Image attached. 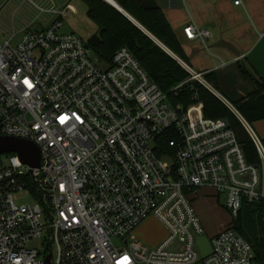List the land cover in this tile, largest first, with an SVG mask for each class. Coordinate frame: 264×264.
<instances>
[{
	"label": "built area",
	"instance_id": "1",
	"mask_svg": "<svg viewBox=\"0 0 264 264\" xmlns=\"http://www.w3.org/2000/svg\"><path fill=\"white\" fill-rule=\"evenodd\" d=\"M69 11L70 3L42 27L27 25L17 44L14 36L0 42V135L31 141L41 154L33 169L15 152L0 154V264H257L232 227L245 200L264 201V143L251 123L204 73L185 66L190 78L171 91L194 79L208 87L250 134L258 165L228 119L206 117L198 99L172 103L127 47L106 59L62 32ZM184 33L205 46L212 36L194 21ZM166 134L172 152L159 155ZM204 187L218 199L226 193L231 216L208 236L206 256L191 198ZM24 192L34 204L16 202ZM151 216L168 230L154 247L131 236Z\"/></svg>",
	"mask_w": 264,
	"mask_h": 264
},
{
	"label": "trees",
	"instance_id": "2",
	"mask_svg": "<svg viewBox=\"0 0 264 264\" xmlns=\"http://www.w3.org/2000/svg\"><path fill=\"white\" fill-rule=\"evenodd\" d=\"M115 1L174 54L189 64L184 47L164 8L157 0ZM85 2L89 19L98 27L96 34L99 41L96 44L89 42L97 55L110 59L121 47H127L172 103L188 107L198 99L204 104L206 117L228 119L247 160L253 164H260V156L250 134L235 113L218 96L197 79L190 80L177 91H171L190 78L191 74L185 66L106 0ZM235 68L240 77L252 85L251 90L237 98L229 95L223 88L219 72L204 73L203 78L222 93L247 121L253 123L264 119V79L257 78L241 60L235 63ZM169 137L172 135L160 137L157 148L159 155L172 152ZM232 227L251 243L257 264H264V201L245 200L239 214L232 221Z\"/></svg>",
	"mask_w": 264,
	"mask_h": 264
},
{
	"label": "rangeland",
	"instance_id": "3",
	"mask_svg": "<svg viewBox=\"0 0 264 264\" xmlns=\"http://www.w3.org/2000/svg\"><path fill=\"white\" fill-rule=\"evenodd\" d=\"M32 1L37 5V7L31 5L29 2L28 4L24 3L23 0H0V42H3L5 39L10 38V36H14V40L12 41V43L17 44L22 37V29L24 27L29 24H32L31 26H33V28L42 27V25L49 23V21L53 19L52 10L63 8L68 3L75 6L76 12L69 11L68 15L63 18V27L61 30L62 32L76 33L85 42H88L89 38L92 35L96 34L98 31L97 25L93 21H91L87 15V4L85 0ZM208 2L210 6V20L214 19L218 21H212V24H210V26L213 28L217 27V32L221 29V25H223L224 23L222 21L223 19H221V17L216 14V11L219 10L222 5L233 3V0H209ZM244 2L248 12L241 9L240 15L242 18V24L244 25L248 22V24L252 25L253 27L264 24V0H244ZM174 3V5L176 6H181V8L184 10L182 12L188 16V0L186 2H184L183 0H174ZM198 44H200V52L196 55V61L192 62L193 68L197 70L203 67H207L211 63H215L216 58L211 55L219 53V48L217 47V45H214L213 43L210 44V41H208L207 46H205L203 43ZM242 62L246 64L244 61ZM220 74L227 83L231 82V74L228 71H223ZM239 80H242V85L239 84ZM243 82H246V84L249 85H247V87H245V85L244 87H242L244 84ZM236 84L239 87L238 90H240V92L242 91L245 94L252 88L251 83L246 81L244 78H239L237 83L234 84L237 88ZM251 125L255 130L252 123ZM203 189L204 190L202 191L196 190L193 193L195 196H197L193 206L200 219L202 220L204 226L206 227V234L208 236H212L216 232L214 234L209 232V230L207 229L208 223H210L212 226V223L216 221V219L220 218L222 220H230L231 216L226 209V193H221L218 199L216 195H212L214 193V190L211 187H204ZM209 199H214L215 203H211ZM15 200L18 204L35 203V198L27 192L16 195ZM167 234L168 230L165 225L156 217L151 216L144 220L135 229L131 236L138 239L147 246L154 247L160 244L167 236Z\"/></svg>",
	"mask_w": 264,
	"mask_h": 264
},
{
	"label": "crops",
	"instance_id": "4",
	"mask_svg": "<svg viewBox=\"0 0 264 264\" xmlns=\"http://www.w3.org/2000/svg\"><path fill=\"white\" fill-rule=\"evenodd\" d=\"M157 1L159 5L164 8V11L174 31L176 32L177 37L184 47L185 55L189 62V64L186 62L185 64L188 65L194 72L203 74L205 72L207 73L210 71H217L220 74L223 71H228L231 74V82L227 83L222 78L223 81L221 84L229 94L234 95L236 98L245 94L238 90L239 87L237 84V88L234 85L237 83L238 79L241 78L235 68V63L237 61L241 60L246 62L249 69L257 78L264 79V35H261L264 34V24L254 27L249 25L248 22L244 25L242 24V18L240 15L241 9L248 12L244 0H242L243 3L239 5H236L234 3L235 0H233V3L222 5L219 10L216 11V14H218L221 19H223L222 21L225 24L221 25V29L217 32V27L213 28L210 26L212 21H218L214 19L210 20L211 16L209 13V0H188V16L182 12L184 10L181 8V6L174 5V0ZM186 1L187 0L184 2ZM24 3L28 4V2L25 1ZM72 6L75 8L74 5ZM191 21L196 22L204 29H209L212 32V36L208 39V41H210V44L213 43L219 48V53L211 55L216 58L215 63H211L207 67H203L198 70L193 68L192 62L196 61V55L200 52V44L198 43L202 42L199 39L189 40L184 33V27ZM241 81L242 80H239L240 85H242ZM243 83L244 84L242 87H244V85L245 87L249 85L246 84V82ZM252 124L256 133L264 143V119L255 121ZM197 190L202 191L204 189L199 188ZM193 193L191 194V198L194 204L197 196H195ZM212 195H215V191ZM209 200L211 203H215L214 199ZM230 220H222L219 218L212 223V226L207 222V229L210 233L214 234L216 232L215 234H217L230 223Z\"/></svg>",
	"mask_w": 264,
	"mask_h": 264
},
{
	"label": "water",
	"instance_id": "5",
	"mask_svg": "<svg viewBox=\"0 0 264 264\" xmlns=\"http://www.w3.org/2000/svg\"><path fill=\"white\" fill-rule=\"evenodd\" d=\"M115 8H117L122 14H124L130 21H132L138 28H140L145 34H147L152 40H154L163 50L169 55L174 57L184 66L185 62L182 61L176 54H174L166 45L158 40L151 32H149L143 25H141L133 16H131L124 8H122L115 0H106ZM99 41L97 34L92 35L88 42L96 44ZM15 152L20 157L21 161L28 166L37 168L40 165L41 154L38 146L31 141L18 139L15 137H9L0 135V154ZM198 244L201 250L202 256H206L211 252V244L208 235H204L198 238Z\"/></svg>",
	"mask_w": 264,
	"mask_h": 264
},
{
	"label": "snow or ice",
	"instance_id": "6",
	"mask_svg": "<svg viewBox=\"0 0 264 264\" xmlns=\"http://www.w3.org/2000/svg\"><path fill=\"white\" fill-rule=\"evenodd\" d=\"M25 83L26 84H28L29 85V87H31L32 85L30 84V82H28L27 80H25ZM68 118L66 117V116H61L60 117V121H61V123H64V122H66V120H67ZM124 260H125V262H127L128 261V258L127 257H125L124 258Z\"/></svg>",
	"mask_w": 264,
	"mask_h": 264
}]
</instances>
